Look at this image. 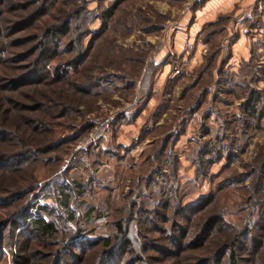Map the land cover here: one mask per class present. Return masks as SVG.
<instances>
[{
	"label": "rangeland",
	"instance_id": "1",
	"mask_svg": "<svg viewBox=\"0 0 264 264\" xmlns=\"http://www.w3.org/2000/svg\"><path fill=\"white\" fill-rule=\"evenodd\" d=\"M207 1L0 0V223L26 208L57 228L8 226L0 264H50L66 240L101 264L122 221L119 263L198 264L232 232L193 245L211 216L264 223V0Z\"/></svg>",
	"mask_w": 264,
	"mask_h": 264
},
{
	"label": "trees",
	"instance_id": "2",
	"mask_svg": "<svg viewBox=\"0 0 264 264\" xmlns=\"http://www.w3.org/2000/svg\"><path fill=\"white\" fill-rule=\"evenodd\" d=\"M120 2L125 1V0H119ZM106 16L110 17V11L107 10ZM76 16L73 17V19ZM69 20L65 19L63 20L60 24L58 25H53L49 26L46 30L48 33H60V34H66L69 30ZM69 47L70 48H75L74 46V41L69 42ZM80 49V48H79ZM50 49L46 47L45 44L40 45L38 54H37V59L36 62L39 63V61H46V59L50 58ZM78 61V55L75 57L74 60H72V63H77ZM35 72V71H34ZM33 72V74H34ZM38 72V71H36ZM33 76L37 77V73ZM259 98L258 95L255 97H252V103L250 102V110H255V104L254 102ZM264 161V158H263ZM260 176L263 175L264 173V162L262 165H260ZM264 183L263 181L257 180L252 188L255 192L261 191L263 192L264 188ZM64 200V205L68 203V196H65ZM254 198V203H257L255 201V196ZM15 199V198H14ZM11 198H1L0 199V204L1 203H6L10 202ZM254 203L251 204L252 209L254 208ZM251 214H249V217ZM32 217L26 208H21L19 212L15 213L13 217L11 216L8 220H5L0 223V238L4 236L3 231L9 226L8 232L11 234L15 232L16 229H19V234L20 235H28V237L31 239L33 236H40L41 235H50V234H55L56 233V225L49 220H45L42 218H30ZM86 217H89V214L87 213ZM245 218L244 223L241 226H235L234 224H229V222H226L224 216L222 214L220 215H214L213 217L211 216L208 218L205 223L202 225V229L199 230L198 234L193 237V245L197 241L198 244H195L196 246L201 245L199 243L204 242L206 239L209 238L211 230L216 226L217 230L221 231L226 230V228L230 227L229 231L232 230V232L228 233L229 234V241L227 240L226 242H221L216 250L213 252V254L210 257H207L210 259V261H207V258H200L198 261V264H203L204 262H208L209 264H221L223 257L227 256V264H246L245 262L248 261V264H260L259 261L261 259L260 255L264 256V223H260L259 217L256 218V221L251 218ZM30 218V219H29ZM29 219V220H28ZM74 219V218H73ZM28 220V222H27ZM72 220V218H71ZM248 222V223H247ZM261 224V225H256ZM236 230L234 234H232ZM242 234L245 235L243 241L240 239V235ZM73 234L71 237L77 240H80V242L84 245V248L86 249L87 247H91L94 244L95 240H86L82 239V236L80 238L79 235ZM79 236V237H78ZM126 236V229L123 225V221L120 223H116L115 226V231L112 234L111 237L106 238L103 240L102 243H104V254H103V259L101 264H121V261L119 263L118 255L122 253L121 251L118 252L120 249L124 252H126V248L130 244V240L125 238ZM197 238V240H196ZM72 241V240H71ZM74 244V242H72ZM98 243V241H97ZM81 244V245H82ZM9 245V244H8ZM69 241L66 240L65 243L63 244V247L60 249H57L53 255V259L51 260L50 264H68L63 261V252H66L68 255L72 256L71 262L69 264H81L83 260L85 259L86 252L84 251L83 255H75L70 252L69 247ZM72 245V244H71ZM4 244L0 245L1 247H4ZM6 247V246H5ZM8 247V246H7ZM68 247V249L66 248ZM242 253L244 255H242ZM241 254V255H240ZM225 261V263H226ZM224 263V261H223ZM98 264V263H97Z\"/></svg>",
	"mask_w": 264,
	"mask_h": 264
},
{
	"label": "crops",
	"instance_id": "3",
	"mask_svg": "<svg viewBox=\"0 0 264 264\" xmlns=\"http://www.w3.org/2000/svg\"><path fill=\"white\" fill-rule=\"evenodd\" d=\"M208 3L206 4V6L203 9H224L225 7H223V5L225 6L226 4L225 1L223 2L222 0H209L207 1Z\"/></svg>",
	"mask_w": 264,
	"mask_h": 264
}]
</instances>
